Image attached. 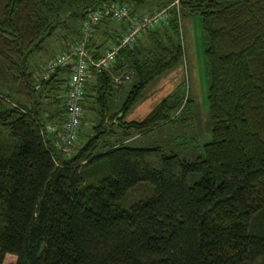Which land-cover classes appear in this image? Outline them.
I'll list each match as a JSON object with an SVG mask.
<instances>
[{
    "label": "trees",
    "instance_id": "1",
    "mask_svg": "<svg viewBox=\"0 0 264 264\" xmlns=\"http://www.w3.org/2000/svg\"><path fill=\"white\" fill-rule=\"evenodd\" d=\"M174 1L0 0V78L12 87L0 92V264H264V0H177L178 14L172 6L166 23L120 49L109 70H90L76 140L67 153L57 148L68 71L36 78L44 43L79 18L77 38L102 4L138 15ZM183 10L200 18L208 76L210 140L194 160L126 145L188 119L191 98L171 92L141 120H125L181 63ZM121 23L102 19L94 34ZM113 31L105 50L123 32ZM91 44L97 59L105 50ZM123 73L131 85L116 105L127 82L113 78ZM141 182L152 195L122 206Z\"/></svg>",
    "mask_w": 264,
    "mask_h": 264
},
{
    "label": "rangeland",
    "instance_id": "2",
    "mask_svg": "<svg viewBox=\"0 0 264 264\" xmlns=\"http://www.w3.org/2000/svg\"><path fill=\"white\" fill-rule=\"evenodd\" d=\"M80 22L79 18L70 19L69 26H78ZM62 32L63 30L55 32L54 36L44 43L41 53H37L38 55L33 58L32 63L35 66L56 48V45H52V43L58 36L64 34ZM180 35L183 48L181 63L146 89L143 99L138 101L127 113L125 120H141L161 98L171 92H186L191 98L188 119L185 124L176 120L137 136L129 140L126 145L143 149L160 147L167 154L174 153L180 158L194 160L196 157L202 156V147L210 140V124L206 104L208 76L204 60L205 42L198 15L189 14L185 10L181 12ZM130 85L131 82H127L123 86L118 97H115L114 104L119 105ZM0 92L12 94V87L4 78H0ZM86 133L87 128H82L76 146L82 144L86 139ZM152 193L153 188L149 183H138L125 193L121 205L126 207L137 200L151 196Z\"/></svg>",
    "mask_w": 264,
    "mask_h": 264
},
{
    "label": "built area",
    "instance_id": "3",
    "mask_svg": "<svg viewBox=\"0 0 264 264\" xmlns=\"http://www.w3.org/2000/svg\"><path fill=\"white\" fill-rule=\"evenodd\" d=\"M175 6L178 14V1L175 0L169 6L148 12L142 15H132L126 4L109 3L97 6L87 12L80 27L78 37L72 41L64 51H61L40 66L36 78L46 80L57 69H66L67 101L64 122L58 135L57 148L62 153H67L77 137V129L81 120V102L85 81L89 77L90 70L102 72L109 70L113 64L117 52L122 48H132L137 39L148 31L154 30L168 18L169 9ZM102 19H110L115 22H126V27L121 33L117 43L109 45L104 53L95 58L94 53L88 48L97 24ZM130 80L129 73H123L113 78L116 84ZM46 131L50 134L56 129L48 126Z\"/></svg>",
    "mask_w": 264,
    "mask_h": 264
},
{
    "label": "crops",
    "instance_id": "4",
    "mask_svg": "<svg viewBox=\"0 0 264 264\" xmlns=\"http://www.w3.org/2000/svg\"><path fill=\"white\" fill-rule=\"evenodd\" d=\"M137 12H138V15H142V14L148 13L149 8L144 7V8L139 9ZM67 25H68V29L63 30V32H62V34L64 33L65 35L63 34L60 37L58 36L55 39L54 43H52V45H56V48L49 55L45 56L39 64L47 62L50 58H52V56L56 55L57 53H59L61 51H64L67 48V46L72 41L75 40L76 32H77L76 29H78L79 25L78 26L76 25L75 27H74V25L69 26V23ZM125 26H126L125 21H122L121 24H115L113 26L112 25H109V26H106V25L101 26L100 25L98 27L97 31L95 32L93 39L91 40L92 47L95 48L98 46L100 48V50H98V51L100 53H102L105 50V48L107 47V45L109 44V42L107 41L108 40V37H107L108 33H110L112 31V29H114V31H113L114 33L117 31H119V32L123 31V28H125ZM39 53H41V52H39ZM36 55H38V54H36Z\"/></svg>",
    "mask_w": 264,
    "mask_h": 264
}]
</instances>
